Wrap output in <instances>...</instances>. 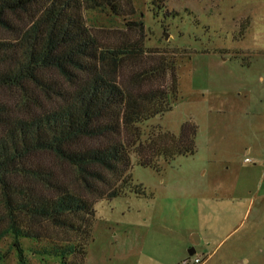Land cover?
I'll return each mask as SVG.
<instances>
[{
	"label": "rangeland",
	"instance_id": "374dc122",
	"mask_svg": "<svg viewBox=\"0 0 264 264\" xmlns=\"http://www.w3.org/2000/svg\"><path fill=\"white\" fill-rule=\"evenodd\" d=\"M129 3L124 16L87 11L84 23L102 43L141 40L144 52L119 71L122 86L169 87L170 69L138 84L130 74L172 58L176 99L138 126L142 137L151 127L177 136L191 123L194 151L160 158L157 168L137 164L130 153L128 172L143 193L93 200L82 264H264V0ZM139 21L140 28L131 24ZM10 37L0 29V38ZM10 95L0 89V98ZM5 222L0 218V229ZM41 231L37 241L20 239L28 264H60L32 251L77 233L47 222ZM192 235L199 243L188 255ZM10 243V235L0 237V264H17Z\"/></svg>",
	"mask_w": 264,
	"mask_h": 264
},
{
	"label": "trees",
	"instance_id": "16d2710c",
	"mask_svg": "<svg viewBox=\"0 0 264 264\" xmlns=\"http://www.w3.org/2000/svg\"><path fill=\"white\" fill-rule=\"evenodd\" d=\"M129 2L0 0V29L12 34L0 38V89L11 94L0 98V218L6 221L0 237L11 236L17 264H28L20 239L39 240L44 222L77 239L49 241L32 252L82 264L93 200L143 193L128 172L130 153L137 164L157 168L160 158L194 151L191 123H182L177 136L151 127L142 137L138 126L176 99L172 58L130 74L138 84L170 69L169 87L122 86L119 71L144 52L141 40L102 43L84 23L87 11L124 16Z\"/></svg>",
	"mask_w": 264,
	"mask_h": 264
},
{
	"label": "crops",
	"instance_id": "0c3cea01",
	"mask_svg": "<svg viewBox=\"0 0 264 264\" xmlns=\"http://www.w3.org/2000/svg\"><path fill=\"white\" fill-rule=\"evenodd\" d=\"M193 241L194 244H197L199 243V239L195 236V235H192L189 242ZM201 263V262H200Z\"/></svg>",
	"mask_w": 264,
	"mask_h": 264
},
{
	"label": "water",
	"instance_id": "95a60500",
	"mask_svg": "<svg viewBox=\"0 0 264 264\" xmlns=\"http://www.w3.org/2000/svg\"><path fill=\"white\" fill-rule=\"evenodd\" d=\"M191 242H192V244H194L193 241H191ZM187 253H188V255H191L192 253H194V247H193V245H191V246L188 248Z\"/></svg>",
	"mask_w": 264,
	"mask_h": 264
},
{
	"label": "built area",
	"instance_id": "2783aa9c",
	"mask_svg": "<svg viewBox=\"0 0 264 264\" xmlns=\"http://www.w3.org/2000/svg\"><path fill=\"white\" fill-rule=\"evenodd\" d=\"M193 262H194V263H199V262H200V259H199L198 257H195V258L193 259Z\"/></svg>",
	"mask_w": 264,
	"mask_h": 264
},
{
	"label": "flooded vegetation",
	"instance_id": "af4514ba",
	"mask_svg": "<svg viewBox=\"0 0 264 264\" xmlns=\"http://www.w3.org/2000/svg\"><path fill=\"white\" fill-rule=\"evenodd\" d=\"M191 245H193V247L195 246V244H192V242H189V247H190Z\"/></svg>",
	"mask_w": 264,
	"mask_h": 264
}]
</instances>
